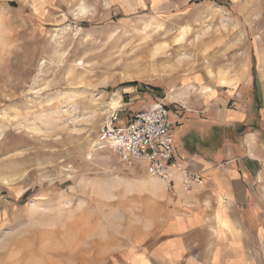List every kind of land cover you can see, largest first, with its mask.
I'll return each mask as SVG.
<instances>
[{"label":"rangeland","instance_id":"obj_1","mask_svg":"<svg viewBox=\"0 0 264 264\" xmlns=\"http://www.w3.org/2000/svg\"><path fill=\"white\" fill-rule=\"evenodd\" d=\"M130 100L245 109L264 140V0H0V264H92L141 234L153 177L97 143Z\"/></svg>","mask_w":264,"mask_h":264},{"label":"crops","instance_id":"obj_2","mask_svg":"<svg viewBox=\"0 0 264 264\" xmlns=\"http://www.w3.org/2000/svg\"><path fill=\"white\" fill-rule=\"evenodd\" d=\"M122 104L139 109L132 100ZM246 117L245 109H225L171 119L175 154L202 182L186 190L177 171L170 185L150 178L142 191L156 205L141 234L92 264H264V140L257 128L238 133Z\"/></svg>","mask_w":264,"mask_h":264},{"label":"built area","instance_id":"obj_3","mask_svg":"<svg viewBox=\"0 0 264 264\" xmlns=\"http://www.w3.org/2000/svg\"><path fill=\"white\" fill-rule=\"evenodd\" d=\"M122 107H108L98 128L97 143L111 149L127 165L142 164L150 177L172 182L171 173L181 176L183 188L200 184L202 177L182 166L175 154L174 123L163 100L135 111L121 120Z\"/></svg>","mask_w":264,"mask_h":264},{"label":"bare ground","instance_id":"obj_4","mask_svg":"<svg viewBox=\"0 0 264 264\" xmlns=\"http://www.w3.org/2000/svg\"><path fill=\"white\" fill-rule=\"evenodd\" d=\"M235 84H237V83H235ZM235 86H236V85H235ZM112 106H113V107H116V106H117V103H116V102H113V103H112Z\"/></svg>","mask_w":264,"mask_h":264},{"label":"trees","instance_id":"obj_5","mask_svg":"<svg viewBox=\"0 0 264 264\" xmlns=\"http://www.w3.org/2000/svg\"><path fill=\"white\" fill-rule=\"evenodd\" d=\"M12 4H13V3H12ZM252 69H254V67H252ZM131 85H134V86H135V85H137V84H136V82H133V83H131Z\"/></svg>","mask_w":264,"mask_h":264}]
</instances>
